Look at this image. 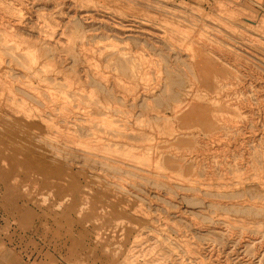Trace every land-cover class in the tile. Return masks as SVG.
I'll return each mask as SVG.
<instances>
[{
	"label": "rangeland",
	"instance_id": "obj_1",
	"mask_svg": "<svg viewBox=\"0 0 264 264\" xmlns=\"http://www.w3.org/2000/svg\"><path fill=\"white\" fill-rule=\"evenodd\" d=\"M0 231L33 264H264V13L0 0Z\"/></svg>",
	"mask_w": 264,
	"mask_h": 264
},
{
	"label": "crops",
	"instance_id": "obj_2",
	"mask_svg": "<svg viewBox=\"0 0 264 264\" xmlns=\"http://www.w3.org/2000/svg\"><path fill=\"white\" fill-rule=\"evenodd\" d=\"M247 2L264 13V0H239ZM0 264H33L25 260L21 253L12 245H9L0 231Z\"/></svg>",
	"mask_w": 264,
	"mask_h": 264
},
{
	"label": "bare ground",
	"instance_id": "obj_3",
	"mask_svg": "<svg viewBox=\"0 0 264 264\" xmlns=\"http://www.w3.org/2000/svg\"><path fill=\"white\" fill-rule=\"evenodd\" d=\"M57 5V4H56ZM132 18V17H131ZM185 45V44H184ZM47 48V47H46ZM48 51V50H47ZM55 61V60H54ZM33 69V68H32ZM38 76V75H37ZM50 93V92H49ZM53 95V94H52ZM55 97V96H54ZM2 98V97H1ZM154 110V109H153ZM19 113V112H18ZM84 117V116H83ZM41 120V119H40ZM105 129H106V127H105ZM50 132H52V131H50ZM117 133V132H116ZM72 136V135H71ZM75 138V137H74ZM69 139H71V138H69ZM83 156V155H82ZM97 156V155H96ZM127 170V169H126Z\"/></svg>",
	"mask_w": 264,
	"mask_h": 264
}]
</instances>
